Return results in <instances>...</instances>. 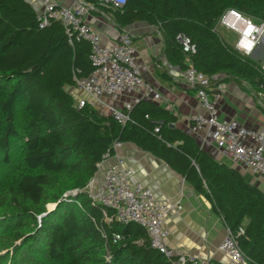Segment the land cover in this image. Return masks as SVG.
I'll return each mask as SVG.
<instances>
[{
  "label": "trees",
  "instance_id": "16d2710c",
  "mask_svg": "<svg viewBox=\"0 0 264 264\" xmlns=\"http://www.w3.org/2000/svg\"><path fill=\"white\" fill-rule=\"evenodd\" d=\"M83 1L113 9L122 28L136 23L156 28L167 63L181 71L194 68L211 86L235 80L264 91L260 66L238 54L216 28L228 9L264 22V0H127L119 8ZM178 37L189 39L194 51L183 52ZM89 54V43L70 39L61 23L40 27L28 3L0 0L1 161L9 163L14 143L19 153L16 172L0 178V230L60 264H170L150 247L142 227L106 222L83 191L118 142L180 176L211 203L247 264H264V193L238 170L216 162L176 126L175 115L151 100L123 110V123L75 107L69 89L92 72ZM71 192L76 193L64 197ZM52 204L55 209L47 213ZM113 234L120 236L116 244Z\"/></svg>",
  "mask_w": 264,
  "mask_h": 264
},
{
  "label": "built area",
  "instance_id": "2783aa9c",
  "mask_svg": "<svg viewBox=\"0 0 264 264\" xmlns=\"http://www.w3.org/2000/svg\"><path fill=\"white\" fill-rule=\"evenodd\" d=\"M23 1L35 9L40 27L56 21L63 25L70 39L74 37L89 43L93 70L88 76L76 79L75 86L69 89L75 107H88L123 123L126 120L123 110H129L139 100L162 101V96L142 79L129 41L102 43L99 32L89 19L91 12L98 9L95 5L83 0H72L63 6L51 0ZM94 1L100 6H122L121 0ZM216 28L232 37V47L238 54L251 58L260 66L264 82V48H261L264 44V22H255L237 10L228 9L220 16ZM178 42L183 52L194 51L189 39L178 37ZM183 81L194 93L201 110L188 118L190 133L199 136L203 142H211L223 150L234 165L264 180V123L252 129L233 119L220 120L218 105L222 97L218 85L211 86L209 78L192 67L183 71ZM123 147L122 143H112L113 153L103 156L97 173L84 188L91 204L102 209L106 222L134 223L142 227L150 247L170 264H214L168 246L166 241L170 232L166 218L180 210L181 205L179 202L158 201L152 190L132 182V170L120 154ZM226 231V237L219 245L220 252L230 260V264H247L235 235L227 228ZM241 234L243 229L239 227L237 235ZM119 240L118 234L112 235V244Z\"/></svg>",
  "mask_w": 264,
  "mask_h": 264
},
{
  "label": "crops",
  "instance_id": "0c3cea01",
  "mask_svg": "<svg viewBox=\"0 0 264 264\" xmlns=\"http://www.w3.org/2000/svg\"><path fill=\"white\" fill-rule=\"evenodd\" d=\"M51 1L63 6L72 0ZM89 19L99 32L103 44L129 41L135 51L142 79L162 96V101L157 104L176 116L177 127L191 134L188 118L201 110L194 93L184 84L183 71L167 63L157 29L145 23L122 28L116 23L114 11L110 7L92 11ZM161 72L165 74L161 76ZM218 87L222 97L218 105L220 120L233 119L252 129L264 123V91L235 80L224 81ZM191 135L216 162L238 170L248 183L264 193L262 178L234 165L229 156L211 142H203L199 136ZM120 154L132 170V182L152 190L158 201L179 202L181 205L180 210L166 218L170 232L166 241L168 246L214 264H230V260L219 250V245L226 237V227L211 203L164 163L135 146L124 144Z\"/></svg>",
  "mask_w": 264,
  "mask_h": 264
},
{
  "label": "rangeland",
  "instance_id": "374dc122",
  "mask_svg": "<svg viewBox=\"0 0 264 264\" xmlns=\"http://www.w3.org/2000/svg\"><path fill=\"white\" fill-rule=\"evenodd\" d=\"M222 36L225 40L231 45L232 39L229 38L228 34L219 29ZM261 48H264V44ZM251 59V58H250ZM17 143H14L10 146L9 152V163L3 164L0 157V178L12 176L18 166H19V153L17 152ZM1 154V152H0ZM53 206H46L47 210H50ZM55 209V208H54ZM7 223V222H6ZM30 243V242H28ZM28 243H25V246L21 245L20 242L14 243L9 237H7L4 230H0V264H60L53 260L47 258L44 254L39 252H34L29 246ZM28 244V245H26ZM34 248V246H33Z\"/></svg>",
  "mask_w": 264,
  "mask_h": 264
},
{
  "label": "water",
  "instance_id": "95a60500",
  "mask_svg": "<svg viewBox=\"0 0 264 264\" xmlns=\"http://www.w3.org/2000/svg\"><path fill=\"white\" fill-rule=\"evenodd\" d=\"M159 125H163V124H165V122H160V123H158ZM170 128H175V126L173 125V124H170V125H168ZM74 195H75V193H74ZM73 194H70V195H64V197L66 198V197H68V196H74ZM53 205V207L50 209V210H47V213H50L52 210H54V208L56 207V204H52ZM46 214V213H45ZM44 214V215H45ZM44 215H42V216H44Z\"/></svg>",
  "mask_w": 264,
  "mask_h": 264
},
{
  "label": "clouds",
  "instance_id": "9594fccd",
  "mask_svg": "<svg viewBox=\"0 0 264 264\" xmlns=\"http://www.w3.org/2000/svg\"><path fill=\"white\" fill-rule=\"evenodd\" d=\"M127 0H121L120 4L123 6L126 3Z\"/></svg>",
  "mask_w": 264,
  "mask_h": 264
}]
</instances>
